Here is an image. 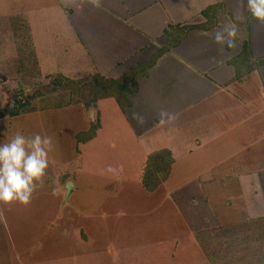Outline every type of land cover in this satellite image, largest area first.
<instances>
[{
	"label": "rangeland",
	"instance_id": "rangeland-1",
	"mask_svg": "<svg viewBox=\"0 0 264 264\" xmlns=\"http://www.w3.org/2000/svg\"><path fill=\"white\" fill-rule=\"evenodd\" d=\"M42 6L43 0H0V144L17 132L53 140L43 186L30 204L0 203V264H264V207L258 195L250 201L251 191H260L255 177L243 187V208L231 225L213 227L227 209L222 193L236 190L238 197L242 191L237 173L264 171V129H258L264 118L255 119L257 146L213 149L221 158L239 152L225 164L202 152L184 159L177 152L172 173L147 192L142 179L148 157L172 148L163 133L170 132L175 117L168 111L175 104L140 99L139 82L171 47L146 72L137 71L134 82L126 75L149 61L116 69L115 77L97 67L77 69L87 66L82 53L88 52L75 47L67 32L69 10L55 9L54 19H44L33 37V18ZM73 65L74 71L64 70ZM109 80L127 84L119 91Z\"/></svg>",
	"mask_w": 264,
	"mask_h": 264
},
{
	"label": "crops",
	"instance_id": "crops-1",
	"mask_svg": "<svg viewBox=\"0 0 264 264\" xmlns=\"http://www.w3.org/2000/svg\"><path fill=\"white\" fill-rule=\"evenodd\" d=\"M54 1L43 0V6L37 13L39 17L33 18V37L36 27L41 28L44 19H54L57 14L55 9L59 8L62 14L69 10L72 15L64 14L65 19L68 18L67 32L72 34L75 47H86L88 52H85V56L82 53V59L88 61L87 66L79 64L77 69L86 67L92 72L97 67L104 74L111 73L115 77L116 69L125 71L133 65H144L154 57L157 50L172 47L170 53L165 54L151 69L148 78L139 82L138 94L140 99L155 100L156 103L164 100L172 107L175 104L174 109L168 111V115L175 117L169 128L170 132L163 133V137L166 136L171 141L172 148L169 152L172 161L177 152L180 159L202 152L207 157L206 160L216 162L218 158L217 164H225L232 158H237L239 152L221 158L216 156L213 149L228 148L232 151V148L243 145L248 149L257 146L253 141L258 138V129H264L258 128L255 120L264 118V65L256 68L257 61L264 60V24L255 19L249 20L252 17L247 11V0H243V8L238 7V0H57V8L53 9ZM214 5L223 7L218 16L217 27L209 31L191 28L186 35H179L177 41L170 44L167 32L171 27H204L206 18L203 13ZM237 16L241 19H237ZM229 22L238 25L237 47L224 48L221 53L212 34ZM246 43L248 53L243 59V47ZM34 47L38 51V58L42 60L35 40ZM44 61L46 58L43 57V63L47 65ZM44 65L43 68H46ZM76 66L64 70L70 73ZM144 84H147V90L143 87ZM260 102L262 105L259 107ZM155 128L154 124L149 132L155 131ZM148 129L150 128H144L145 131ZM259 170L254 175L247 171L237 173L242 191L237 194L238 197L234 194L237 193L236 190L222 193V197L226 196V199H221L226 203L227 209L218 210L221 219L213 227L219 228L227 223L231 225L237 216L236 211L243 208L242 202H238L245 198L246 189L243 187L253 177L257 179L260 191H251L253 196L250 201L258 195L264 207V171L259 174ZM209 173L211 171L207 172ZM223 176L228 180V176ZM213 179L215 180L212 182H216L217 178ZM209 184L211 182L208 183L209 195L213 197ZM219 186L222 187V184ZM244 207H247V203ZM208 208L209 211L213 210L210 203ZM176 255L177 253L175 256L170 255L173 256L172 261ZM184 255L190 254L183 253L182 256L186 258ZM143 256L148 257L145 254ZM165 256L169 258L163 253L162 257Z\"/></svg>",
	"mask_w": 264,
	"mask_h": 264
},
{
	"label": "clouds",
	"instance_id": "clouds-1",
	"mask_svg": "<svg viewBox=\"0 0 264 264\" xmlns=\"http://www.w3.org/2000/svg\"><path fill=\"white\" fill-rule=\"evenodd\" d=\"M238 7H244L243 0H238ZM247 11L253 19L264 24V0H247ZM237 19L241 17L237 16ZM237 38L238 25L235 22L223 24L212 34L221 53L224 48H236ZM160 115L163 123L166 114L162 112ZM52 149V137L39 133L29 138L17 132L9 142L0 144V203L30 204L33 194L43 186V177L49 166L48 154Z\"/></svg>",
	"mask_w": 264,
	"mask_h": 264
},
{
	"label": "trees",
	"instance_id": "trees-1",
	"mask_svg": "<svg viewBox=\"0 0 264 264\" xmlns=\"http://www.w3.org/2000/svg\"><path fill=\"white\" fill-rule=\"evenodd\" d=\"M220 10L223 11L222 5H214L211 7H208L206 11L203 13L204 17L206 18V25L200 26V27H183V28H176V27H171L170 31L167 32V36L170 39V44L175 43L177 41V38L179 35H186L189 30L192 29H203L206 31H209L215 27L218 26V16L220 15ZM26 34L29 35V31L26 28ZM177 37H174V36ZM174 37V38H171ZM247 43L243 47V54L242 58L245 59L247 57L248 53V47ZM170 47H163L159 51L156 52L154 57L149 61L148 64H145L144 66H138L136 70L131 71V75H126L125 79H129L128 83L130 81L134 82L137 76V71L138 72H146L148 69H150L156 62V60L159 58V56L163 55L169 50ZM172 48V47H171ZM131 76V78H130ZM97 77V76H96ZM99 78V77H98ZM100 80L105 82L106 80L102 77H100ZM126 83H122V80H109L107 84L112 85L113 88H118V90H122L124 87L122 84L126 85L127 80H125ZM98 95V93L96 94ZM98 98V96H97ZM92 137H89L91 139ZM171 167H172V157L171 153L168 151H162V152H157L153 154L152 156L148 157L147 162H146V167H145V174L142 182L143 185L145 186L147 192L153 193L155 192L161 185L162 183L169 177L171 174Z\"/></svg>",
	"mask_w": 264,
	"mask_h": 264
}]
</instances>
